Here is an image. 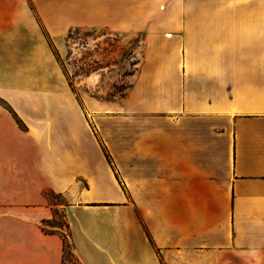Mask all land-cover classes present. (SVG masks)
I'll list each match as a JSON object with an SVG mask.
<instances>
[{
  "label": "crops",
  "instance_id": "0c3cea01",
  "mask_svg": "<svg viewBox=\"0 0 264 264\" xmlns=\"http://www.w3.org/2000/svg\"><path fill=\"white\" fill-rule=\"evenodd\" d=\"M75 29L139 38L118 102L45 72ZM55 207L80 264H264V0H0V264Z\"/></svg>",
  "mask_w": 264,
  "mask_h": 264
},
{
  "label": "rangeland",
  "instance_id": "374dc122",
  "mask_svg": "<svg viewBox=\"0 0 264 264\" xmlns=\"http://www.w3.org/2000/svg\"><path fill=\"white\" fill-rule=\"evenodd\" d=\"M29 10H35L33 1H29ZM47 44L53 62L51 66L45 65V72L55 73L59 68L79 103L89 98L118 102L130 85L141 54L139 38L120 37L119 33L104 30H70L58 40L48 35ZM46 195L49 203L54 205L60 202L63 205V200H54L51 195ZM55 209L59 213L54 215L51 225L61 227L63 242L68 246L63 264H80L71 252L64 210L62 207ZM46 227L51 230L50 225Z\"/></svg>",
  "mask_w": 264,
  "mask_h": 264
},
{
  "label": "trees",
  "instance_id": "16d2710c",
  "mask_svg": "<svg viewBox=\"0 0 264 264\" xmlns=\"http://www.w3.org/2000/svg\"><path fill=\"white\" fill-rule=\"evenodd\" d=\"M46 194H48V195H51V197H52V199H54V200H57L58 198L59 199H61V197L59 196V195H56V194H53V193H50V192H48V193H45V195ZM47 196V195H46ZM57 202V201H56ZM53 205V204H52ZM59 205H61V203L59 202V203H56V204H54L53 206H59ZM56 213H59V211L57 210V209H53V211H52V220L48 223V226L50 225V229L51 230H49V231H45V233H47V234H51V233H54L55 232V229H57L58 231L59 230H61V227H59L58 225H57V227H53L51 224H53L54 222H53V219H54V215H56ZM53 228V229H52ZM67 245L63 242V249H62V264H63V261H64V254H65V250L67 249ZM69 249V252H70V248H68ZM69 254V253H68Z\"/></svg>",
  "mask_w": 264,
  "mask_h": 264
}]
</instances>
